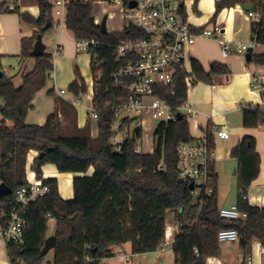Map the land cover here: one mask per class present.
Listing matches in <instances>:
<instances>
[{
	"label": "trees",
	"instance_id": "obj_1",
	"mask_svg": "<svg viewBox=\"0 0 264 264\" xmlns=\"http://www.w3.org/2000/svg\"><path fill=\"white\" fill-rule=\"evenodd\" d=\"M136 0H122L127 8ZM110 0H73L66 8L65 24L77 43L96 42L92 48L91 71L94 77L93 108L99 114V136L93 140L86 131L76 136L64 134L58 112L51 115L44 126L27 125L26 118L39 92L44 90L54 69L52 57L34 58L35 69L24 75L17 87L7 76H0V182L12 194L0 199V208L8 215L14 205L16 193L28 186L27 159L31 151L38 156L31 171L43 179V167L54 165L61 174H83L73 180L74 199L66 201L59 193L57 179H44L48 188L45 196L32 202L26 210L27 225L23 232V245L10 243L7 256L10 264H47L42 252L48 235V224L55 222L56 247L53 264H104L114 257L113 247L132 245L133 255L152 254L165 244L168 227L167 216L174 213L179 233L173 244L175 264H206L210 258H221L218 234L222 230H236L240 237L244 262L252 257L253 246L264 250V208L252 207L244 197L260 174L261 158L256 150V140L246 136L232 151L237 161V206L247 214L245 221H229L220 217L217 197L218 176L215 164H210L213 196L196 197L189 184L178 179V148L193 142L189 121L158 122L155 129L153 154L137 155L134 150L140 130L128 140L123 152L115 155L111 145L110 124L125 93L113 90L112 73L119 69L115 52L125 40L139 37L130 27L121 33L103 35L95 24L94 10L98 3ZM40 17L34 19L24 14L21 21L42 30L55 25L53 8L39 2ZM241 6L247 13L256 12L262 18L253 25L256 41L264 47V0H220L216 3V16L226 8ZM14 13H19L14 12ZM7 14V13H4ZM3 15V14H1ZM39 32L21 42V58L30 59ZM248 65L264 67V53L251 55ZM191 74L178 70L173 89H156L158 95L178 113L187 102L186 78L192 75L194 85L213 84L215 76H230L228 66L213 63L207 72L193 60ZM3 72L0 56V73ZM70 93L79 99L87 94V86L80 77ZM52 94V92H50ZM257 109V111H255ZM243 127H264V112L260 107L243 109ZM10 123V124H8ZM211 150L215 142L211 127L207 130ZM94 143H97L95 146ZM164 172L156 173L159 165ZM93 168L94 174L87 176ZM50 215V217H48Z\"/></svg>",
	"mask_w": 264,
	"mask_h": 264
},
{
	"label": "crops",
	"instance_id": "obj_2",
	"mask_svg": "<svg viewBox=\"0 0 264 264\" xmlns=\"http://www.w3.org/2000/svg\"><path fill=\"white\" fill-rule=\"evenodd\" d=\"M89 1V0H87ZM119 0H110L112 4ZM220 0H197L185 3V15L188 23L196 32L204 29L221 27L225 40L232 44L233 52L224 59L219 42L211 38L199 39L185 55V70L191 74L193 60H197L208 72L213 63H220L229 67L230 76H215L212 85L198 83L188 91L187 103L198 111L197 118L189 121L190 133L194 140L206 137L207 130L211 127L212 132L217 126L227 125L229 138L215 139V168L218 176L217 197L219 208H229L237 203L225 205L220 203L219 192L233 185V178L237 180V161L232 158V151L246 136L256 140V150L261 158L260 174L252 184L248 197L249 205L264 208V127L257 129H246L243 127L242 111L250 106L262 108V96L251 90V75L256 71H264V67L254 64L248 65L246 56L238 55L234 49V43L242 42L250 44L253 40V22L246 18L247 12L241 6L226 8L216 14V3ZM99 4V3H98ZM108 4V3H106ZM27 14L34 19L40 17L39 1L22 7L21 12L14 16H0V56L5 76L12 79L19 87L24 75L31 73L36 66L34 58H21V42L23 39L32 38L39 29L24 23L20 15ZM107 28L109 34L121 33L125 29L119 7L107 14ZM95 21L101 23L103 19ZM110 22V23H109ZM43 43L46 46L45 55L52 57L54 66L51 77L44 90L38 93L32 103L26 124L44 126L48 118L58 112L61 123V131L67 135L76 136L84 131L89 133L93 140L99 136L98 121L90 117L94 99V77L91 71L92 56L79 51L78 43L74 34L67 29L65 21L61 24L56 19L55 25L43 35ZM264 53V47L258 44L256 56ZM78 70L80 77L87 86V94L78 99V103L72 102L73 95L69 88L81 80L76 74ZM66 90L67 94L62 96L60 92ZM52 92V94H50ZM0 105V123L3 121ZM263 111V108H262ZM264 112V111H263ZM10 124V123H8ZM146 127L151 130L150 120L146 119ZM147 154L154 153V146H146ZM27 174L36 175L27 167ZM45 179H57L59 193L62 199L70 201L74 199L73 180L83 177V174H61L54 165L43 167ZM94 169L91 168L87 176H92ZM32 177V176H31ZM175 221L168 224L170 233L169 245L165 251L152 254L133 255L132 245L113 247L114 257L104 261V264H121L123 255L128 257L129 264H133L130 256L142 259L146 264H175L173 244L179 231L176 229ZM54 234V233H53ZM53 234L51 236H53ZM239 251L240 258L231 260L225 258H210L206 264H241L240 243H231ZM255 256L252 255L253 264L262 261L263 249L259 244L253 246ZM8 256L3 242L0 240V264L7 262ZM136 264H142L137 262Z\"/></svg>",
	"mask_w": 264,
	"mask_h": 264
},
{
	"label": "built area",
	"instance_id": "obj_3",
	"mask_svg": "<svg viewBox=\"0 0 264 264\" xmlns=\"http://www.w3.org/2000/svg\"><path fill=\"white\" fill-rule=\"evenodd\" d=\"M73 0H54L52 6L55 19L62 24L66 17V8ZM195 3L197 0H136V7L130 9L125 7L122 0L114 3L119 7L125 29L134 27L139 37L122 41L115 52V59L120 64L119 69L112 73V89L121 90L125 93L120 105L117 106L115 117L110 124L111 145L114 152L121 153L126 142L132 139L136 131L140 130L137 139L135 154L148 155L146 146H154L155 129L158 122H176L179 115L186 116L188 121L198 117L199 113L187 102L174 113L173 109L158 95L156 89H173L175 76L180 69H185L186 52L196 44L199 39L211 38L219 42L224 59L233 52L232 44L225 40L223 29H204L196 32L188 23L185 15V3ZM21 0H0V15L20 11ZM253 25L261 21V14L249 12L246 15ZM100 26V23L95 21ZM234 51L240 56L255 55L258 43L253 33L250 44L237 42L233 44ZM98 46L96 42L83 41L78 43L79 51L91 55L92 48ZM92 56V55H91ZM195 79L192 75L186 78L188 91L194 85ZM251 90L259 93L262 98L264 111V71H256L251 75ZM67 94L62 90L60 95ZM72 102L78 103V98L73 97ZM2 107V106H1ZM90 117L98 121L99 114L92 108ZM146 119L150 120L151 130L146 129ZM138 120V128L131 129L134 121ZM215 139H228L229 132L226 124L217 126L213 132ZM151 155V154H150ZM38 152L31 151L27 159V167L31 168ZM178 179L182 182L194 185V195L200 197L202 194L213 196L214 189L211 186L212 176L210 164L215 163V149L211 150L206 137L183 143L178 148ZM161 164L155 170L156 173L164 172ZM32 176V177H31ZM27 174L28 186L19 190L14 199L11 212L7 215L0 208V240L5 249L10 243L23 245V232L27 225L25 217L28 206L38 198L47 194L48 188L44 179H38L36 175ZM1 185V182H0ZM249 197H244L248 201ZM220 217L229 221H245L247 214L240 212L237 204L219 211ZM50 217V215L48 216ZM176 229L179 225L175 222ZM170 233L167 229L165 244L160 251H165L169 245ZM219 243H238L239 234L236 230H222L218 234ZM244 258L241 260V264ZM121 264H129L128 257L123 255ZM246 264H253L252 257L248 258ZM264 264V250L262 261Z\"/></svg>",
	"mask_w": 264,
	"mask_h": 264
},
{
	"label": "rangeland",
	"instance_id": "obj_4",
	"mask_svg": "<svg viewBox=\"0 0 264 264\" xmlns=\"http://www.w3.org/2000/svg\"><path fill=\"white\" fill-rule=\"evenodd\" d=\"M113 1V0H112ZM37 2V0H21V8L26 6V5H30V4H35ZM48 2L50 4H52L54 2V0H48ZM116 10V5L112 4L111 2L106 4L104 3H99L95 5V10H94V15L97 18H101L103 19L107 14L112 13L113 11ZM17 15V13H7V14H3L0 16H14ZM110 23V22H109ZM109 28V25H108ZM192 88L189 89V91ZM1 101H0V105H1ZM138 128V120L134 121L133 124L131 125V129L136 130ZM66 134V132L64 133ZM79 135V134H78ZM94 145L96 146L97 143H94ZM233 180H235L233 182V185L229 186L227 189H224L222 191L219 192V198H220V203L221 204H225V205H231L233 203H237V199H238V186H237V180L236 177L235 179L233 178ZM168 219V224L173 223L174 221V213L170 212L167 216ZM48 235L51 236L54 232H55V222L54 221H50L48 224ZM231 243H223L220 244L221 247V252L223 257L225 258H230L231 260H237L240 258V254L239 251L236 250V247L233 245H230ZM256 245V244H255ZM241 254H243V251H241ZM252 255L255 256L254 251H252ZM130 259L132 260L133 264H136L137 262H141L142 264H146L142 259H135L134 257H132V255L130 256ZM54 262V251H51L46 259V263L47 264H53ZM2 264H10L9 261H7L6 263L3 262ZM150 264H155L150 262Z\"/></svg>",
	"mask_w": 264,
	"mask_h": 264
},
{
	"label": "water",
	"instance_id": "obj_5",
	"mask_svg": "<svg viewBox=\"0 0 264 264\" xmlns=\"http://www.w3.org/2000/svg\"><path fill=\"white\" fill-rule=\"evenodd\" d=\"M38 1L41 2V3H46V0H38ZM136 5H137L136 1H132V2L129 3L128 7L130 9H134L136 7ZM107 21H108V16L106 15L103 18V20L101 21V23H100V30H101V33L103 35H108L109 34L108 28H107ZM48 30H49V27H46V28H44L42 30H39L40 34L37 36V41H36V44L34 46V50L31 53V57L32 58H39V57L45 56L46 46L43 43V36L42 35L45 32H47ZM246 59H247V61H250L251 60V55H247ZM4 75H5L4 72L0 73L1 77H3ZM255 111H257V109H255ZM178 118H179V120H182L183 116L179 115ZM117 154L118 153L115 152V155H117ZM39 157H40V159H42L44 157V154H41ZM189 187H190L191 191H194V185L193 184H190ZM11 194H12L11 189H9L4 184L0 185V199H2L4 197H7V196H9ZM55 247H56V238H55V236H50L45 241V246H44L42 255L43 256L48 255L51 251H53L55 249Z\"/></svg>",
	"mask_w": 264,
	"mask_h": 264
},
{
	"label": "bare ground",
	"instance_id": "obj_6",
	"mask_svg": "<svg viewBox=\"0 0 264 264\" xmlns=\"http://www.w3.org/2000/svg\"><path fill=\"white\" fill-rule=\"evenodd\" d=\"M146 129L148 130V128L146 127ZM149 131V130H148Z\"/></svg>",
	"mask_w": 264,
	"mask_h": 264
}]
</instances>
